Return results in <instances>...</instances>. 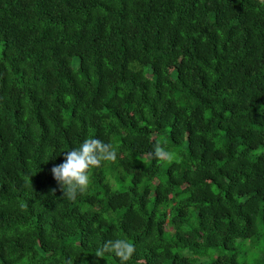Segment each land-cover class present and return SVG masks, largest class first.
Instances as JSON below:
<instances>
[{
	"label": "trees",
	"instance_id": "16d2710c",
	"mask_svg": "<svg viewBox=\"0 0 264 264\" xmlns=\"http://www.w3.org/2000/svg\"><path fill=\"white\" fill-rule=\"evenodd\" d=\"M86 138L117 160L68 201L51 169ZM116 238L128 264H264L231 252L264 241L259 0H0V264Z\"/></svg>",
	"mask_w": 264,
	"mask_h": 264
},
{
	"label": "clouds",
	"instance_id": "9594fccd",
	"mask_svg": "<svg viewBox=\"0 0 264 264\" xmlns=\"http://www.w3.org/2000/svg\"><path fill=\"white\" fill-rule=\"evenodd\" d=\"M264 5V0H259ZM64 162L55 165L51 169L53 179L56 181L63 199L75 201L78 196L87 193L90 183V173L93 169L100 168L105 163H115L117 150L112 143H105L101 139L86 138L79 147L66 151ZM151 156L159 161H172L174 154L166 146L157 142L154 145ZM55 189L52 194L55 195ZM135 254V245L126 238L107 240L101 248L97 249L95 257L96 264L106 255H114L119 264H128ZM66 264H72L69 259ZM138 264V262H137Z\"/></svg>",
	"mask_w": 264,
	"mask_h": 264
},
{
	"label": "rangeland",
	"instance_id": "374dc122",
	"mask_svg": "<svg viewBox=\"0 0 264 264\" xmlns=\"http://www.w3.org/2000/svg\"><path fill=\"white\" fill-rule=\"evenodd\" d=\"M232 253L236 254L240 263L244 262H253L255 263L259 259L263 257L264 252V241L256 244L255 248L245 247L241 243L236 244V247ZM220 254H229V252H225L223 250H214L210 252L211 256L216 255L218 257ZM203 262V261H202Z\"/></svg>",
	"mask_w": 264,
	"mask_h": 264
}]
</instances>
